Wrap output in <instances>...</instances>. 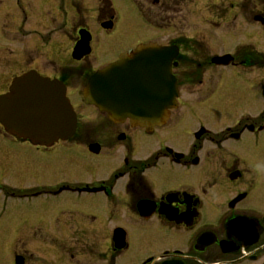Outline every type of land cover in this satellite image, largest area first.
Instances as JSON below:
<instances>
[{
    "label": "flooded vegetation",
    "instance_id": "flooded-vegetation-1",
    "mask_svg": "<svg viewBox=\"0 0 264 264\" xmlns=\"http://www.w3.org/2000/svg\"><path fill=\"white\" fill-rule=\"evenodd\" d=\"M182 1L132 0L144 34L97 64L124 0H0V94L33 71L62 81L77 115L74 134L49 145L0 123L11 264H264V0ZM240 27L251 32L230 42ZM142 44L162 47L155 60L176 81L175 99L155 106L160 124L83 95L96 69Z\"/></svg>",
    "mask_w": 264,
    "mask_h": 264
},
{
    "label": "water",
    "instance_id": "water-1",
    "mask_svg": "<svg viewBox=\"0 0 264 264\" xmlns=\"http://www.w3.org/2000/svg\"><path fill=\"white\" fill-rule=\"evenodd\" d=\"M137 52L133 60L125 56L96 71L85 88V97L111 115L117 108L123 116L140 120L143 124H146L145 120L157 122L160 118L157 119L154 112L147 111L145 69L150 65L151 55L161 58L163 52L161 47L147 45L139 47ZM167 64L169 69L170 64ZM163 80L171 82L164 74ZM166 85L169 87L168 83ZM174 94L170 86L168 93H161L155 98L157 101H171ZM0 122L13 134L48 145L74 132L76 115L65 96V86L58 81L39 78L34 73L15 79L10 91L0 96Z\"/></svg>",
    "mask_w": 264,
    "mask_h": 264
},
{
    "label": "rangeland",
    "instance_id": "rangeland-1",
    "mask_svg": "<svg viewBox=\"0 0 264 264\" xmlns=\"http://www.w3.org/2000/svg\"><path fill=\"white\" fill-rule=\"evenodd\" d=\"M124 1L129 4L131 9L126 12L127 17L125 21L122 19L120 30L114 35L104 34L103 32H100L98 34L100 45L99 47L96 48V51H95V56L97 57V60H96L97 64L98 63L100 64L106 58H112L113 57L112 53H113V49L115 48V46L119 45V47H124L127 43L132 42L135 39V36H138L137 33L144 34L141 29H139L136 25H134V23L138 22L141 19L140 16H138L139 11L133 5L132 0H124ZM192 4H193V0H183L181 6H183L184 9H193ZM92 13H93V10H91L90 12V20L92 17ZM143 28H145L144 24H143ZM251 28L252 27L242 29V27H240L237 29H231L232 31H229V34H228L229 41L230 42H234V41L240 42L241 40H243L244 42L246 39V35L249 32H251ZM260 47L264 51V33L261 31V29H260ZM96 63L95 65L93 64V67H96ZM0 88H1V84H0ZM236 106L237 104L232 105L231 109L234 110ZM219 115H222V114L219 113ZM210 121L212 125L214 126L213 128L218 129L220 127L221 119L219 117H216V116L212 117ZM53 168H59V166H56ZM59 170L60 171H57L56 173L57 178L58 177L67 178L69 175L68 171H72L70 168H67V169L62 168ZM9 174L14 175L11 172H6L0 169V177L3 176L5 178L6 177L10 178ZM13 226L14 225L12 223L0 221V264H11L10 257L11 255H13V253L11 254L10 250H15L19 247L16 241L14 242L6 241L7 239L10 238L8 235L11 233H14L15 229L13 228ZM31 244H32V248H34V244L33 243Z\"/></svg>",
    "mask_w": 264,
    "mask_h": 264
}]
</instances>
